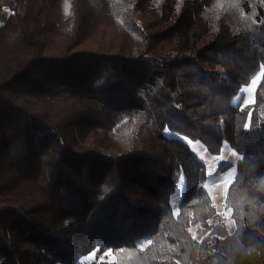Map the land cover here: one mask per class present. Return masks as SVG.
<instances>
[{"label":"trees","instance_id":"trees-1","mask_svg":"<svg viewBox=\"0 0 264 264\" xmlns=\"http://www.w3.org/2000/svg\"><path fill=\"white\" fill-rule=\"evenodd\" d=\"M0 8V264H264V0ZM186 139L240 155L230 233Z\"/></svg>","mask_w":264,"mask_h":264},{"label":"rangeland","instance_id":"rangeland-1","mask_svg":"<svg viewBox=\"0 0 264 264\" xmlns=\"http://www.w3.org/2000/svg\"><path fill=\"white\" fill-rule=\"evenodd\" d=\"M5 8H0V23L4 20ZM261 77V72H258L248 84L242 86L240 93L235 102L239 99L242 103L251 102L254 98V93L258 82L253 85V81ZM260 80V79H259ZM190 148L205 164V180L204 187L211 196L212 203L217 213L222 217L224 223V233H230L235 227V221L231 216L230 208L225 205V197L227 189L236 173V165L240 159V155L232 150L226 143L222 144L221 150L217 154L209 153L203 144L198 141L186 139ZM224 161L230 164L223 163ZM183 189V178L181 177L177 183L174 194L171 196V204L173 211H177V204L181 198ZM216 221V219H214ZM94 253L88 254V256ZM87 256V257H88ZM102 258V256H100ZM228 257V256H227ZM229 264H263L260 254L257 250L252 251L243 257H228ZM192 264H212L209 260L205 259L202 254L195 247L192 254Z\"/></svg>","mask_w":264,"mask_h":264},{"label":"built area","instance_id":"built-area-1","mask_svg":"<svg viewBox=\"0 0 264 264\" xmlns=\"http://www.w3.org/2000/svg\"><path fill=\"white\" fill-rule=\"evenodd\" d=\"M209 260L212 264H229V258L223 254L221 251H217L216 249L212 248L209 254Z\"/></svg>","mask_w":264,"mask_h":264},{"label":"snow or ice","instance_id":"snow-or-ice-1","mask_svg":"<svg viewBox=\"0 0 264 264\" xmlns=\"http://www.w3.org/2000/svg\"><path fill=\"white\" fill-rule=\"evenodd\" d=\"M261 76H264V72L261 73ZM260 77H257L256 80L253 81V85H255L259 81ZM245 127H248V125H245ZM223 163L230 164V162L224 161Z\"/></svg>","mask_w":264,"mask_h":264}]
</instances>
